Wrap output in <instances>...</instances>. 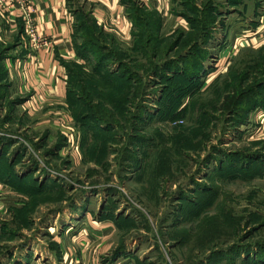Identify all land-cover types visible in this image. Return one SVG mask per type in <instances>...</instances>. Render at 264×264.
<instances>
[{"label": "rangeland", "instance_id": "obj_1", "mask_svg": "<svg viewBox=\"0 0 264 264\" xmlns=\"http://www.w3.org/2000/svg\"><path fill=\"white\" fill-rule=\"evenodd\" d=\"M262 13L173 0L37 112L0 66V264H264Z\"/></svg>", "mask_w": 264, "mask_h": 264}, {"label": "crops", "instance_id": "obj_2", "mask_svg": "<svg viewBox=\"0 0 264 264\" xmlns=\"http://www.w3.org/2000/svg\"><path fill=\"white\" fill-rule=\"evenodd\" d=\"M40 45L32 48L16 10H0L2 81L9 80L23 96L29 112L62 103L67 97V65L79 62L75 43L79 16L86 15L108 39H131L137 30L134 9L149 23H161L173 0H30ZM259 27L264 30V0ZM80 31V30H79ZM36 107L35 110H33Z\"/></svg>", "mask_w": 264, "mask_h": 264}, {"label": "trees", "instance_id": "obj_3", "mask_svg": "<svg viewBox=\"0 0 264 264\" xmlns=\"http://www.w3.org/2000/svg\"><path fill=\"white\" fill-rule=\"evenodd\" d=\"M134 14L135 16L141 15L139 12L136 11V9H134ZM139 17L138 20L136 21V25H137V30L136 33L139 29V26L143 23L145 24H158L156 22H151L149 23L147 20V18L145 17ZM79 22L76 25V29L78 30V28H80L77 32H76V37H75V43L77 45V57L79 59V61L82 59L81 55L82 53H89L91 50L90 49H86V46L91 47L90 41H92L93 38H95V42L96 44L105 46L104 42H100L102 41L101 39H108L107 37L103 36L101 31H99L98 27L95 25L94 21H92L90 18H88L85 14L82 16H79ZM147 22V23H146ZM23 25V24H22ZM80 32V33H79ZM79 33V34H78ZM97 36V37H96ZM135 36V33H134ZM78 38L82 40V42H78ZM111 42L113 41V39H109ZM103 49H105L104 47H102ZM6 51L8 49L3 48ZM2 49V50H3ZM3 56L0 55V58H2ZM3 59V58H2ZM75 62L70 63L69 65H67V84H68V73L71 71V65L74 64ZM73 68V67H72ZM4 77V75H3ZM67 97H68V91H67ZM263 172V171H262Z\"/></svg>", "mask_w": 264, "mask_h": 264}, {"label": "built area", "instance_id": "obj_4", "mask_svg": "<svg viewBox=\"0 0 264 264\" xmlns=\"http://www.w3.org/2000/svg\"><path fill=\"white\" fill-rule=\"evenodd\" d=\"M0 10H16L23 23V29L32 48H37L40 41L34 16L36 7L30 0H0Z\"/></svg>", "mask_w": 264, "mask_h": 264}]
</instances>
